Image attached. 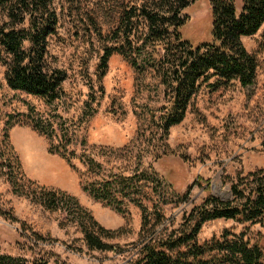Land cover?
<instances>
[{
	"label": "trees",
	"instance_id": "trees-1",
	"mask_svg": "<svg viewBox=\"0 0 264 264\" xmlns=\"http://www.w3.org/2000/svg\"><path fill=\"white\" fill-rule=\"evenodd\" d=\"M194 1L130 0L110 32H97L102 51L79 114L69 115L61 106H53L52 113L28 107L32 128L48 138L47 151L62 157L77 173L80 189L121 213L125 224L105 227L76 195L26 177L7 147L10 169L6 178L14 194L29 197L50 212H62L58 223L74 224L88 248L112 249L118 254L131 250L125 264H264L262 246L241 230L224 226L218 235L203 241L197 238L201 226L218 217L264 225V167L226 175L229 198L207 193L175 227H157L166 218L160 210L162 201L185 200L189 191V186L176 191L153 165L175 151L167 143L169 128L184 118L203 81L212 78L218 85L234 79L245 86L252 84L256 75V58L240 39L255 33L263 23L264 0H241L239 8L233 0H209L210 38L196 44L180 32L188 18L184 8ZM0 9L5 15L0 23V64L5 66L7 86L40 96L50 104L64 100L67 71L47 61L48 38L57 24L52 0H0ZM114 52L133 69L132 101L138 118L134 134L120 146L90 143L86 136ZM142 93L153 101L159 93L161 99L156 104H139L137 98ZM9 125L7 120L5 130ZM193 182L209 187L208 179L200 175ZM148 183L154 193L161 185L166 188V202L152 200L148 205ZM129 204L140 210L139 239L125 248L108 239L127 231ZM24 263L21 257L0 252V264ZM34 263L44 264L45 259Z\"/></svg>",
	"mask_w": 264,
	"mask_h": 264
},
{
	"label": "rangeland",
	"instance_id": "rangeland-1",
	"mask_svg": "<svg viewBox=\"0 0 264 264\" xmlns=\"http://www.w3.org/2000/svg\"><path fill=\"white\" fill-rule=\"evenodd\" d=\"M129 1L52 0L57 24L55 33L48 38L47 61L67 71L62 101L50 104L40 96L11 89L4 79L5 66L0 64V252L21 257L24 264H35L38 258L45 259L44 264H125L129 257L131 250L118 254L112 249L88 248L74 224L58 223L64 216L62 212H50L29 197L14 194L6 178L10 169L7 147L16 155L26 177L76 195L105 227L114 229L125 224L121 213L92 200L80 189L77 173L62 157L47 151L48 138L32 128L28 107L51 112L53 106H61L68 109L69 115L79 114L87 84L95 79L93 72L102 51L97 32L102 35L110 32ZM233 1L239 8L241 0ZM184 11L188 18L180 27L182 37L193 44L207 41L209 0H196ZM4 19L0 9V23ZM240 40L256 58L254 82L242 86L234 79L218 85L212 83V78L203 81L184 118L169 128L167 143L175 151L153 164L176 191L183 192L189 186L185 200L166 202L169 197L166 188L161 185L154 193L148 183V205L152 200L166 202L160 205L166 218L157 226L159 229L175 227L182 215L207 193L229 198L226 175L264 167V21L255 33ZM132 70L120 53L110 55L102 77L104 93L98 99L97 112L87 123L86 136L90 143L120 146L134 134L138 118L132 101ZM160 96L155 94L157 98L153 101L150 97L145 99L142 93L137 103L156 104ZM7 120L10 125L5 130ZM197 175L208 179V189L193 182ZM127 220V231L108 239L125 248L139 239L140 210L136 205L129 204ZM224 226L235 232L243 231L250 241L262 246L264 253V225L260 222L240 223L218 217L206 221L197 238L203 241L218 235Z\"/></svg>",
	"mask_w": 264,
	"mask_h": 264
}]
</instances>
